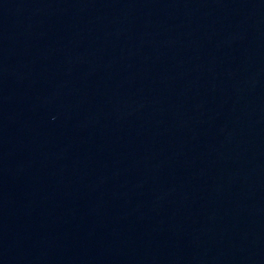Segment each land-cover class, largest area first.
<instances>
[{"label":"water","instance_id":"obj_1","mask_svg":"<svg viewBox=\"0 0 264 264\" xmlns=\"http://www.w3.org/2000/svg\"><path fill=\"white\" fill-rule=\"evenodd\" d=\"M0 264H264V0H0Z\"/></svg>","mask_w":264,"mask_h":264}]
</instances>
